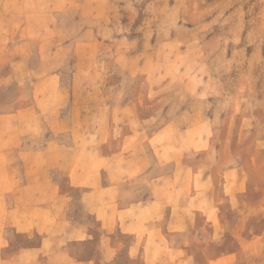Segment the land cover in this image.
<instances>
[{
	"label": "rangeland",
	"instance_id": "obj_1",
	"mask_svg": "<svg viewBox=\"0 0 264 264\" xmlns=\"http://www.w3.org/2000/svg\"><path fill=\"white\" fill-rule=\"evenodd\" d=\"M169 81L177 93L188 91L186 99L178 100L181 105L205 104L208 119H223L222 125L194 124L188 145L179 143L197 146L204 132L212 141L210 156L189 155L193 165L200 159L207 163L208 181L214 183L209 200L219 217L214 234H219L215 240L219 238L220 245L213 246L209 237L210 250L200 264L221 250L231 253L230 259L214 264H264V0H0L1 135L16 129L25 134L36 121L48 138L57 119L66 130L61 134L73 126L83 131L113 119L125 134L132 128L141 132L140 149L132 155L142 157L152 173L158 166L148 145L154 129L148 107L154 96L148 89L165 83L161 96L167 98ZM108 88L117 90L110 93ZM120 103L132 110H118ZM241 118L251 119L249 127H240ZM33 142L28 137L26 144ZM85 146L81 141L82 149ZM15 156L9 154L10 159ZM4 159L0 152V161ZM89 160L80 159L87 178L105 176L103 171L112 168L102 158L87 167ZM217 170L225 172L218 179ZM19 173L22 178V168ZM222 180L224 198L218 204L215 182L221 187ZM54 181L67 188L66 178L56 175ZM236 183L241 191L234 195ZM69 193L67 221L98 232L93 211L84 207L88 189ZM121 199L120 192L109 196L114 203ZM23 209L17 220L27 218L30 226L43 221L45 226L27 237L2 234L10 239V247L4 241L0 245L3 256L33 243L42 248L36 256L28 255V264H80L82 259H91V264H143L144 234L121 237L116 228L106 237L92 234V239L79 241L85 238L81 232L54 233L52 217ZM167 219L165 213L159 216L163 228ZM151 237L153 260L167 259L169 242L161 234Z\"/></svg>",
	"mask_w": 264,
	"mask_h": 264
},
{
	"label": "crops",
	"instance_id": "obj_2",
	"mask_svg": "<svg viewBox=\"0 0 264 264\" xmlns=\"http://www.w3.org/2000/svg\"><path fill=\"white\" fill-rule=\"evenodd\" d=\"M164 86L165 83L157 88L148 89V94L152 93L154 96L153 103L148 105L153 112L154 126L148 145L158 166L152 173L148 171L149 169L146 170L142 157L132 155L133 150L140 149L141 132L132 128L130 133L125 134L122 128L119 129V126L113 124L115 122L113 119H110V122L102 120L101 124L83 131L80 128L75 130L73 126L65 134H61V131L66 130L61 128L60 120L57 119L51 124L52 135L48 138L40 133V123L36 121L32 122L30 130L26 128L25 134L18 132V129L11 134L9 132L7 135L0 134V152L5 154L4 161H0V245L4 241L10 247V239L2 237V234L27 237V234H34L45 226L43 221L34 224L32 220L33 226H30L27 218L17 220V213H23L25 208L27 213L32 211L41 216L48 214L52 217L54 226H57L54 233L57 231L68 233L72 230V234L81 232L85 238L79 241L92 239V234L106 237L116 228L121 237L144 234L141 253L143 264H200L204 261L210 250L209 237H213L211 240L213 246L220 245L219 238L215 240V235L218 237L219 234H214V220L215 218L219 220V217L212 212L214 204L209 200V192L214 183L208 181L209 171L204 167L207 163L200 159L193 165L194 160L189 155L210 156L212 141L204 132L201 139L197 140V146L185 148L179 143L188 145L190 141L188 132L194 124L207 122L209 126L215 121L222 125L223 119L220 115L218 119L212 117L208 119L205 104L181 105L178 100L186 99L188 91L177 93L170 81L168 96L162 98L161 88ZM164 89L163 92L167 87ZM116 90L108 88L110 93ZM161 100L167 103L163 104ZM113 106L115 104L112 105V110L116 107L121 111L132 110L127 104ZM162 106L165 107L161 110ZM182 106L184 108H181ZM193 106L195 114L191 112ZM240 106L245 109L247 104L240 103ZM135 108L139 110L138 103ZM236 108L237 106L235 112ZM234 115L236 116V113ZM246 119L241 118L243 121L240 127H249L251 119L249 118L247 122ZM4 122L0 120V133L3 131ZM28 137L34 140L32 145L26 144ZM219 140L221 133L218 134L216 142ZM81 141L86 145L84 149L81 147ZM150 142L153 145H150ZM160 142H163V147ZM112 145L117 146L102 153L103 149ZM177 145L180 146L179 149ZM164 150L168 152L162 154ZM13 152L16 154L15 159H10L9 154ZM84 156L90 158L87 167H91L99 158L111 163L112 176L111 170L106 169L103 171L107 173L105 176L101 174V177L87 178L86 168H82L80 162ZM21 168L22 178L19 177ZM224 173L223 170H217L215 175L218 179L219 175L223 176ZM56 175L66 178V189L54 181ZM3 176L6 181L2 183ZM215 183L219 204L220 198H224L225 182L222 180L221 187L219 182ZM86 189L89 197L84 207L93 211V225L97 226L98 232L94 228H86L76 222L72 224L67 221L68 210L72 206L68 201L70 190ZM232 189L235 195V192L241 191V186L236 183ZM248 189L253 188L250 186ZM219 191L222 192V197H219ZM114 192H120L122 197L115 203L109 200V196ZM131 192L132 197L125 198ZM164 213L168 219L167 226L163 228L159 216ZM193 216L195 219L192 222ZM209 224H212L211 234ZM158 234L169 242V254L167 259L154 261L152 247L154 239L151 236L155 235L158 238ZM41 248V244L32 243L6 256L1 252L0 264H28V255L36 256ZM230 256L231 253L225 254V250H221L206 261L207 264H214L226 258L230 259ZM20 258L23 260L21 263ZM79 262L91 264V259H82Z\"/></svg>",
	"mask_w": 264,
	"mask_h": 264
}]
</instances>
